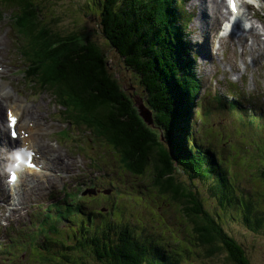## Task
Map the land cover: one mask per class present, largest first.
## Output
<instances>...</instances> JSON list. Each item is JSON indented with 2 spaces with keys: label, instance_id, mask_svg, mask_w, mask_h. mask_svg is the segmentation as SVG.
Wrapping results in <instances>:
<instances>
[{
  "label": "rangeland",
  "instance_id": "obj_1",
  "mask_svg": "<svg viewBox=\"0 0 264 264\" xmlns=\"http://www.w3.org/2000/svg\"><path fill=\"white\" fill-rule=\"evenodd\" d=\"M244 1L239 0L240 9H244ZM33 3L35 14L41 18V25L50 27L51 31L61 36L76 32L94 40L107 56L110 70L121 86L126 90L130 88V73L121 68V58L101 36L92 15L93 6L88 0H33ZM247 3L251 5L247 8L249 25H256L260 33L255 36L256 43L254 36L249 34L250 27L243 31L242 36L236 37L224 34L225 21L218 26V20L222 19L221 11H227L225 0H222L219 11L215 3L213 9H209V5L202 9L207 4L206 0H181L179 8L187 13L186 18L191 17L186 29L192 54L198 56L195 75L202 86L196 99L193 135L202 149L209 148L216 157L220 155L228 166L230 177L238 186L259 191L260 205L264 207L263 168H255L253 164L258 161L257 147L264 149V144L260 143L261 140L264 142L263 109L258 106L257 115L250 117L249 111L245 113L240 105L235 107L231 101L232 97H237L244 104L247 97L242 92L250 91V99L255 98L264 104V34H261L264 24L251 17V10L264 16L261 11L264 1ZM11 12L10 6L0 0V86L4 87L9 97L3 101V120H6L10 106L19 108L21 104L30 107L32 114H27L29 117L25 120L21 118L20 124L25 122V127L26 124L32 126L36 119L41 126L31 134L25 132L24 138H28L30 144L24 145L34 147L32 144L40 139V143L48 142L51 148L49 156L59 150L60 159L72 161L71 158H74L77 164L70 172L57 167L60 174L52 171L48 177L55 175L56 179L52 184L45 180L41 184L42 191L37 190L35 174L22 176L13 191L6 184L7 172L11 167L13 149L19 144L23 145L24 138L19 135L11 146H2L0 141V241L12 244L1 248L0 263L105 264L92 255L86 242L101 240L102 234L112 236L117 231L142 236L153 244L160 242L167 254H177L175 250L180 247L192 249L193 242L187 241L188 246L181 243L191 235V226L184 212L151 185L149 168L143 174L136 175L123 167L116 149L115 152L95 136L85 134L74 137L69 133L65 137L59 134L65 128V117L52 99V94L30 87L22 73L25 60L20 48L24 37L10 20ZM257 12V17H260ZM26 40L29 38L26 37ZM215 92L218 99L223 96L219 104L213 101V97L206 96ZM138 97L137 94L134 96L135 99ZM135 104L139 109L136 101ZM261 133V136H251ZM6 155L8 162L5 161ZM36 168L40 178L48 173L42 165ZM176 175L186 184L185 174L177 172ZM192 185L198 190L206 209L218 217L225 230L242 246L248 264H264V228L257 231L250 229L236 211L216 204L209 197L207 182L197 179ZM90 188L95 190L94 194H81V191ZM21 193L25 199H20ZM66 204L77 205L80 210H66ZM57 208L61 211L58 212ZM51 225L55 226L52 230ZM81 246L83 250H79ZM182 252L188 264H228L217 255L213 259H200L202 255L192 251Z\"/></svg>",
  "mask_w": 264,
  "mask_h": 264
},
{
  "label": "trees",
  "instance_id": "obj_2",
  "mask_svg": "<svg viewBox=\"0 0 264 264\" xmlns=\"http://www.w3.org/2000/svg\"><path fill=\"white\" fill-rule=\"evenodd\" d=\"M3 2L10 6V20L24 37L20 49L25 80L32 88L50 92L65 117L59 134L95 136L116 149L122 166L136 175L149 168L151 185L180 207L191 226V235L181 243L188 246L190 241L194 247H180L177 254H167L160 242L117 231L112 236L102 234L101 240H88L92 255L105 264H188L182 252L187 250L202 255L200 259L217 255L228 264H248L242 246L206 209L192 185L197 179L207 182L209 197L216 204L236 211L250 229L264 228L259 191L238 186L220 155L202 149L193 135L202 86L195 75L198 56L192 54L186 29L189 20L179 8L181 0H88L101 36L121 58V68L130 73L127 90L94 40L76 32L61 36L41 25L33 0ZM134 92L143 109L150 111V121L140 114ZM212 99L219 104L223 96ZM231 101L249 111L250 117L257 115L258 106L264 114V104L255 98H247L244 104L237 97ZM257 149L258 161L253 164L263 168L264 179V149ZM177 172L187 176L186 184ZM70 208L80 210L66 204L65 209ZM3 242L0 251L12 245Z\"/></svg>",
  "mask_w": 264,
  "mask_h": 264
},
{
  "label": "bare ground",
  "instance_id": "obj_3",
  "mask_svg": "<svg viewBox=\"0 0 264 264\" xmlns=\"http://www.w3.org/2000/svg\"><path fill=\"white\" fill-rule=\"evenodd\" d=\"M211 1H213L212 2V4H211ZM264 1V0H263ZM206 2H207V4H206V6L205 7H203L202 9H205L208 5H209V9H213L214 8V3H215V6H216V9L219 11V8L220 9H222V0H206ZM217 3H219V5L217 4ZM263 3V2H262ZM202 9H200V11L202 10ZM239 9H240V6H239ZM264 8L262 7L261 8V11L262 12H264V10H263ZM238 9H236V12H234V14H238V11H237ZM216 12V11H215ZM256 12L257 11H255V10H251V17H253V18H257V19H259V20H261V22L264 24V16L263 15H261L259 12H257L259 15H261V16H263V18L260 16V17H257V14H256ZM215 14V13H214ZM213 14V15H214ZM229 15V9L227 10V11H225V12H222L221 11V13H220V18H222V19H220V21L218 20V26H221L222 25V23L227 19V16ZM240 15V14H239ZM216 16V15H215ZM218 17H219V14H217V19H218ZM204 22L206 23V19H204ZM220 22V23H219ZM217 26V27H218ZM252 27H250V30H249V34L250 35H252V36H254V38H253V41L256 43V41H257V39L255 40V36L256 35H259L260 33H259V31L257 30V27H256V25H254V24H252L251 25ZM220 29V28H219ZM242 29V27L240 26L239 28H237L236 30H235V32L233 33V35L234 36H236V37H240V36H242V32L241 33H239V31ZM261 34H264V32H262ZM3 41H5L4 39H2ZM2 41V42H3ZM0 45H1V41H0ZM262 45H264V42H262ZM3 46V45H2ZM189 48V47H188ZM192 49V48H191ZM1 56V55H0ZM5 67V66H4ZM1 73H2V71L0 72V80H2V76H1ZM4 75V74H3ZM5 79V78H4ZM0 84H1V82H0ZM10 85H12V84H10ZM0 92H1V101H0V141H1V143H2V146H5V145H8V146H11V145H13L14 143H15V140L16 139H18L19 138V135H21L22 136V139L24 138V134H25V132H30V134L32 133V131L36 128V127H38L39 125L41 126V123H40V121L38 120V122H36V119L33 121V123H32V126H30L29 124H26V127L24 126V123L25 122H23L22 124H20L21 122H20V119L22 118V119H26V118H28L29 116L27 115V114H32V112H31V108L30 107H27L26 105H21V104H19V108H17L16 106H14V107H12V106H10V110H7V112L8 113H6V120H5V123H4V120H3V116H2V112H3V101L5 100V99H8L9 97L7 96V92H5L4 91V87L3 86H0ZM6 101V100H5ZM7 104V103H6ZM12 115H15L16 117H17V123H16V125H15V127H16V129H17V133H18V135H17V137L15 138V140H13V139H11L9 136L7 137L6 136V129L8 130V132H7V134H9V130H10V126H11V124H12ZM33 117H34V115H33ZM32 116H31V119L33 118ZM8 127H7V126ZM27 129V130H26ZM35 138V137H34ZM23 145L24 144H30L29 142H28V138H24L23 140ZM36 141V143L35 144H32L33 142H31V144H32V146H34V147H36L35 148V151H34V147H31V146H29L28 145V147L29 148H31L33 151H34V153H35V155H34V158H33V162H35L36 163V167L38 166V165H42V167L43 168H45L47 171H48V173H45L44 174V178H40V177H38V171L39 170H37V168H35V169H31V168H25L24 170H19V171H17L16 172V174H17V179H16V181L12 184V185H10L9 183H8V181H7V185L9 184L10 186V188L11 189H13V191H14V189H15V187H17L18 186V184L21 182V178H22V176H25V174L26 175H30V174H35V177H36V179L35 180H38V182H37V190H43V187L41 186V184H43L44 182H46L45 180H47L50 184H52V183H54V180L56 179V176L55 175H51V176H49L48 177V175L49 174H51V172L52 171H56V174L57 175H59L60 173H58V169H56L57 167L58 168H61V169H64L65 171H73V169H74V164H75V166H76V164H77V160L76 159H74V158H71V160L72 161H70V160H68V161H64V160H62V159H60L59 158V153L61 154V152L59 151V150H56V153H54V154H52L51 156H49L48 155V151H50L51 150V148H50V146L48 145V142H41L40 143V139H38V140H35ZM7 146V147H8ZM22 146V145H21ZM45 147H47L48 148V150H46V148ZM2 155V154H1ZM36 155H38L37 157H36ZM5 157V161L6 162H8V160H9V157L6 155V156H4ZM36 161H35V160ZM1 162L4 164V160L2 159L1 160ZM74 162V163H73ZM7 164V163H6ZM1 169V168H0ZM39 173H41V172H39ZM21 174V175H20ZM2 183V182H1ZM35 184H36V181H35ZM3 187H5V183H3ZM1 192V191H0ZM20 199H25V196L21 193V196H20Z\"/></svg>",
  "mask_w": 264,
  "mask_h": 264
},
{
  "label": "water",
  "instance_id": "obj_4",
  "mask_svg": "<svg viewBox=\"0 0 264 264\" xmlns=\"http://www.w3.org/2000/svg\"><path fill=\"white\" fill-rule=\"evenodd\" d=\"M136 103L139 104L140 108H139V111H140V114L143 116V118L147 121H150V118H151V113L150 111H148L147 109H143L144 107H142V103H141V100L140 98L138 97L137 99H135ZM94 194L95 193V190L94 189H88L87 191H82V195L84 194Z\"/></svg>",
  "mask_w": 264,
  "mask_h": 264
}]
</instances>
